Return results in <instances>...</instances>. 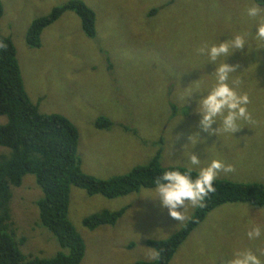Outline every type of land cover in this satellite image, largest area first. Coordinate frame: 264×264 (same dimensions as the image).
<instances>
[{"label": "rangeland", "instance_id": "rangeland-1", "mask_svg": "<svg viewBox=\"0 0 264 264\" xmlns=\"http://www.w3.org/2000/svg\"><path fill=\"white\" fill-rule=\"evenodd\" d=\"M0 34L12 40L25 91L42 114H60L79 134L77 156L83 173L101 180L128 174L148 165L158 150L160 164L169 167L181 157L188 137L199 133L204 143L192 152L201 160L218 156L235 171L218 179L264 185V49L245 55L235 52L226 62L243 72L255 70L240 90L247 91L252 123L236 133L235 141L207 136L199 127L195 104L186 111L180 90L211 74L195 54L203 43L223 42L234 27H245L241 13L248 0H80L96 16V35L84 36L78 17L66 12L46 28L37 49L26 45L27 30L36 18L70 0H0ZM231 15L233 23H225ZM195 99V97L193 98ZM105 117L112 123L97 130ZM6 118L0 116V125ZM215 145L216 152H206ZM8 150L0 148V155ZM9 203L14 239H25L20 252L26 257L51 258L62 250L39 223L36 202L42 192L32 175L20 187H10ZM138 193L117 199L89 196L72 187L68 219L85 244L80 264H133L156 259L147 247L178 232L196 208H188L184 222L169 217L158 202L137 199ZM127 207L114 226L93 231L84 218L103 210ZM247 208V215H242ZM264 208L226 204L211 213L180 246L170 264H226L236 248H249L264 259V239L250 242L244 235L248 220L264 224Z\"/></svg>", "mask_w": 264, "mask_h": 264}, {"label": "trees", "instance_id": "trees-1", "mask_svg": "<svg viewBox=\"0 0 264 264\" xmlns=\"http://www.w3.org/2000/svg\"><path fill=\"white\" fill-rule=\"evenodd\" d=\"M66 12L74 13L85 37L96 35V16L80 0H70L53 8L44 17L30 24L25 42L29 48L41 46L42 32L58 21ZM3 8L0 1V18ZM0 116L6 118L0 125V264H80L85 254L81 235L68 219L70 190L81 189L89 196H102L112 200L154 187V179L168 167L160 164L158 150L146 166H137L128 174L101 180L81 170L77 156L79 134L76 127L60 114H42L31 102L23 84L16 51L12 40L0 34ZM112 123L99 117L94 128L107 130ZM182 169V167H181ZM26 175H32L42 192L36 202L40 225L57 241L62 250L51 258L26 257L20 252L25 239L16 241L10 229V187L18 188ZM216 191L209 195L203 207L196 208L184 226L161 241H147L156 259L133 264H170L180 246L209 213L226 204H248L264 208V185L236 183L217 179ZM127 207L117 211L103 210L83 219L85 229L93 231L103 226H114L125 214Z\"/></svg>", "mask_w": 264, "mask_h": 264}, {"label": "clouds", "instance_id": "clouds-1", "mask_svg": "<svg viewBox=\"0 0 264 264\" xmlns=\"http://www.w3.org/2000/svg\"><path fill=\"white\" fill-rule=\"evenodd\" d=\"M225 23H233L230 14L225 16ZM241 23L245 27L232 28L223 42H205L194 50L197 56L205 58L200 66L210 64L213 71L181 88L179 95L186 111L190 107L189 100L195 104L194 111L200 117V130L218 140L235 141V134L245 129L246 124L252 123L248 107L250 96L240 88L249 82L248 77L256 65L238 73V65H230L226 61L235 52L244 49L247 50L245 55L264 49V0H248L241 13ZM204 142L205 139H201L199 133L189 136L181 153V157L186 160L182 169L178 162L169 165L155 177L154 187L142 189L137 199L158 202L176 222H184L189 218V207H203L209 195L216 191L215 183L220 173L235 171L232 164L225 163L218 156L201 160L194 155L192 149ZM206 152L215 153V145ZM261 211L264 212V209ZM241 214L246 216L247 208ZM244 235L250 242L264 239V224L248 220ZM223 256L214 257L211 264H217L218 258L223 259ZM229 256L226 264H264V259L249 248H236Z\"/></svg>", "mask_w": 264, "mask_h": 264}]
</instances>
